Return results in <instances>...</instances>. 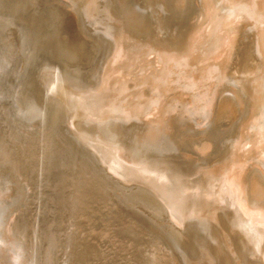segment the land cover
<instances>
[{
	"label": "rangeland",
	"instance_id": "obj_1",
	"mask_svg": "<svg viewBox=\"0 0 264 264\" xmlns=\"http://www.w3.org/2000/svg\"><path fill=\"white\" fill-rule=\"evenodd\" d=\"M51 1L78 10L87 58L64 66L25 45L0 74L4 92L36 88L50 110L24 133L26 120L0 101L3 146L32 181L15 241L64 263L88 250L98 259L87 264H144L166 251L178 264H264V0H185L177 13L164 0ZM222 87L243 104L225 123L210 104Z\"/></svg>",
	"mask_w": 264,
	"mask_h": 264
},
{
	"label": "bare ground",
	"instance_id": "obj_2",
	"mask_svg": "<svg viewBox=\"0 0 264 264\" xmlns=\"http://www.w3.org/2000/svg\"><path fill=\"white\" fill-rule=\"evenodd\" d=\"M0 1H4L5 2V8L7 10V14H5V17L2 18V19H0V50L1 51L2 50H7V52H5V51L0 52V74L3 73L6 69H8L9 66H10V64H12V60L10 59V57L13 54L11 53V51H15V53L23 54V50L25 48V45L28 46V49L30 48L33 51V53L35 54V56L36 55H39L42 58H46L51 63H57V64H61V65L67 66L69 64H73V63H77V62H85V59L87 58V54L85 53V50H84V47H83V44H82L83 42H82V39H81L80 32L77 29L79 12H78V10L75 7H73V6H66V7L65 6H60V5L52 2L51 0H0ZM161 1H163V0H161ZM164 1H165V4L168 5V9H170L172 12H175V13L179 12L182 9V7L184 6V3H185V0H164ZM224 1L226 3L232 5V3H231L230 0H224ZM204 2L206 3V7L207 8H211L212 5L215 4V0H204ZM225 2H224V4H225ZM234 2H236V1H234ZM239 2H240V0H239ZM246 2H248V1H246ZM197 3L199 4V2H197ZM249 4H250V2H249ZM251 4H252V2H251ZM88 6H90V5H88ZM217 6H218V4H217ZM252 7H253V5H252ZM35 8H36V10H33ZM233 8H234V6H233ZM233 8H231V9H233ZM254 8H253V10H255ZM221 9H220V12L222 11ZM262 9H263V7H262ZM262 9H260V10H262ZM202 10H201V12H203ZM87 11L89 12V10H87ZM214 11H215V9L213 10V12ZM164 12H166V11L164 10ZM167 12H169V11H167ZM213 12H211V13H213ZM220 12H219V15H220ZM253 13L256 14L257 12H253ZM259 14H260V12H259ZM88 16H89V14H88ZM252 16H253V14H252ZM255 16H257V15H255ZM85 18H88V17H85ZM189 18H191V17H189ZM214 19H215V17H214ZM196 20H198V19H196ZM254 21L255 20H253V22ZM197 22H199V21H197ZM189 23H190V21H189ZM193 23H194V21H193ZM157 26H159V25H157ZM187 27H188V25H187ZM190 27H189V29H190ZM193 30L191 32H193ZM158 31H160V30L158 29ZM158 31L156 30V32H158ZM175 31H173V32H175ZM107 32H108V30H107ZM156 35L159 36L158 33ZM185 42H186V40H185ZM179 51H180V49H179ZM20 64H21V61H18V66ZM104 66H106V65H104ZM11 68H13V67H11ZM20 69L22 70V67L20 68V66H19L18 72L16 73V75L13 74V75H15V77L12 75L14 77V80H15L14 82L15 83H18L17 82V75L21 72V71H19ZM6 78H7V76H6ZM43 78H44V76H43ZM99 79H100V76H99ZM43 87H45V86H43ZM71 88H70V90H71ZM70 90H68V92ZM77 90H78V88H77ZM228 91L229 90H227L224 87L217 88L214 91V93L212 95V98H211V101H210L211 102L210 103L211 105L213 104V105L216 106V116H217L216 118H217V121L218 122H224L225 123V122H229V121L233 120L237 116V114L239 113V111H240V109H241V107L243 105V104L241 105L240 96L236 95V93H234V94L231 93L230 94V92H228ZM91 98H92V96H91ZM252 98L254 99L255 97H252L251 96V99ZM0 101H5V103H7L9 105V108H10V111H11V117H19L21 119L26 120L25 123H22V125H21L22 126L21 128H22V130H23L24 133L26 132L25 130H26V127L27 126H31V125H42V122H40V120L43 117H45L48 113H50V110L48 109V103L39 94V92L37 91V89L36 88H33V87H31L29 89V91H26V92H24L22 94H21V89H19V87H18L17 84L15 86L14 92H4L2 89H0ZM259 102H261V101H259ZM256 104H258V102ZM254 106L256 107V105H254ZM252 108H250V109H252ZM76 112H77V110H76ZM212 112H214V111H212ZM68 113H70V112H68ZM259 115H261V114H259ZM67 117H69V116H67ZM94 117H95V115H94ZM259 117L260 116L256 117V118H258V121L261 118V117L260 118ZM262 117H263V115H262ZM49 118H50V116H49ZM71 118H73V117H71ZM206 118L208 119V117H206ZM50 119H49V121H50ZM73 120H72V122H73ZM102 120H104V119H102ZM183 120H184V118H183ZM189 120L193 121L192 118L189 119ZM258 121L257 122L255 121V122L258 123ZM181 122H182V120H181ZM181 122H180V124H181ZM13 123H14L13 125L16 126V129H17L18 128V123H16V122H13ZM43 123H45V122H43ZM261 123H263V122H261ZM194 124H196V123H194ZM65 126H66V124H65ZM62 128H63V126H62ZM259 128H261V127L259 126ZM30 129L33 131V128H30ZM51 131L52 130H50V132ZM62 133H63L62 136L65 138L66 141H68L70 143L71 147H73V149L76 152H78V153L79 152H83V145L82 144H84L85 141L81 144L78 141V139L76 138V136L72 133V131H69L67 129H63ZM4 134H5V132H3V131L0 132V264H87V262H88L87 260H89V259L90 260L98 259V258H95L92 253L91 254L88 253L89 252L88 250L79 251L78 253H73L72 255H70L66 259L65 263L62 262L61 259H60V257L58 255H56L54 252H47L46 255H44L42 257H36L33 253H30L25 247H23L22 245H20L19 243H17L15 241V238L16 237H15V232L14 231H15V228H16V223L18 221V216H19L20 212L23 210V206L25 204L24 201L27 198L26 188L29 185L32 188V184H31L32 181L29 180L26 176H23L21 174H20L21 176H19V175H16L15 174L14 169H13V167L15 165L12 164V162H13V159H12L13 154L12 153H9V150H8V147L7 146H3V144L5 143V140H4V136L5 135ZM260 134H262V133H260ZM85 140L88 141L86 138H85ZM249 140L251 141V139H249ZM253 140L254 139H252V141H251L252 143L255 142ZM250 141H249V143H250ZM137 143H139V142L137 141ZM59 145H61V144H59ZM243 146H245V145H243ZM96 147H97V145H96ZM83 162H85V161H83ZM84 165H85V163H84ZM130 165H132V164H130ZM145 166H146V164H145ZM140 168H142V167H140ZM151 170H153V169H151ZM151 170H149V171H151ZM149 173H151V172H149ZM261 179H263V178H261ZM254 181L256 183L259 182L258 177L255 176L254 177ZM251 190H253V189L251 188ZM66 204H67L66 206H69V207L71 206V203L70 202H68ZM176 247H178V246L176 245ZM202 251H203V249H202ZM103 257H105V256H103ZM184 257H185V255H184ZM103 259H106V258H103ZM103 259H101V260H103ZM90 260H89V262H90ZM145 262L146 263H144V264H178L177 261L174 259V257L170 254V252H167V251L166 252H162V253H158V252L157 253H154L152 255V257L149 260L145 261ZM194 263H196V262H194ZM97 264H100V263H97Z\"/></svg>",
	"mask_w": 264,
	"mask_h": 264
}]
</instances>
